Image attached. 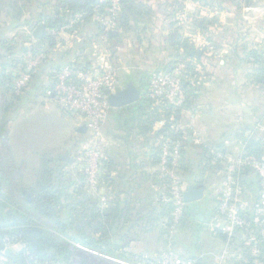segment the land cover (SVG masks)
<instances>
[{
    "label": "rangeland",
    "instance_id": "obj_1",
    "mask_svg": "<svg viewBox=\"0 0 264 264\" xmlns=\"http://www.w3.org/2000/svg\"><path fill=\"white\" fill-rule=\"evenodd\" d=\"M66 2L0 0V264H25L27 246L17 239L3 241L1 235L21 219V214L13 217V211L23 213L27 206L33 208L35 222L28 228L54 245L68 246L70 264H138L135 255L139 264H159L160 255L170 252L197 259L194 264H218L219 258V264H234V250L225 248L226 236L222 240L204 233L199 245L194 244L200 223L190 218L192 205L190 210L172 211L176 194L194 184L205 190L199 206L211 219L224 170L218 163L206 168L203 156H213L220 148L240 156L248 141L264 151V81L258 77L264 63V0H98L83 14ZM39 25L45 26L44 35L36 39L33 33ZM71 63L88 73L112 66L113 88L124 74H132L143 99L153 101V111L132 122L138 113L110 110L96 139L80 99L51 82ZM156 73L169 76L170 82L179 76L181 86L189 83L194 89L190 96L183 91L179 122H189L191 130L183 134L187 141L206 148L203 155L197 145L189 147L191 161L172 170L157 166L155 148L147 146L149 137L143 134L158 115L155 107L168 101L158 87L150 86L149 78ZM77 100L80 104L74 105ZM109 139L112 147L107 146ZM99 142L104 143L99 152L104 169L92 180L88 165ZM110 148L115 151L108 152ZM64 155L73 162L57 159ZM109 156L122 173L135 172V160L144 166L136 170L140 176L127 196L120 194L127 190L121 171L110 173ZM248 176L244 197L251 199L259 175L250 169ZM56 184V200L48 205L50 220L35 200L43 186ZM201 210L197 214L206 222ZM63 221L85 243L68 240L57 225ZM43 253L51 259L55 250L45 246Z\"/></svg>",
    "mask_w": 264,
    "mask_h": 264
},
{
    "label": "built area",
    "instance_id": "obj_2",
    "mask_svg": "<svg viewBox=\"0 0 264 264\" xmlns=\"http://www.w3.org/2000/svg\"><path fill=\"white\" fill-rule=\"evenodd\" d=\"M112 72V66L106 68L105 71L95 70L94 73L93 71L88 73L86 70H77L73 66H66V68L55 74L53 80L54 83L58 84L59 91L62 93L69 91L71 94L73 92L80 99L81 105H84L92 121L96 139L101 135L103 121L111 110L108 102L109 94L123 88L121 83L113 88L111 84L114 79ZM78 74H82V76L78 78ZM86 76L92 77L88 78ZM85 78H88V84L83 81ZM170 81L169 76L162 77L156 73L150 76L149 82L151 85H149L155 89L158 87L160 95L165 93L168 101L164 102L163 105L173 108V111H178L184 106V89L179 82V76H175L174 82ZM98 93L101 97L100 95L97 96ZM74 102V105L79 103L78 100ZM164 122L171 128V132L166 131L159 138V144L162 142L160 149L161 166L172 170L174 166L182 163V149L185 144L184 140L175 139L173 135L186 136L191 128L188 123L182 125V123L176 122L174 117H171L170 123ZM103 146L104 143L101 142L100 146L97 144V147L91 150L93 157L88 166L92 171V180L103 174L104 165L99 153L102 152ZM214 156L218 162L217 165L222 166L224 173L222 185L217 192L216 205L213 209L214 214H212L209 225L216 233L223 237L226 236L225 248L234 250L230 253V260H233L234 264H261L259 258L261 255L260 247L264 244V157L258 158L246 152H243L240 156H234L227 155L222 151H216ZM250 169L255 170L259 175L257 178L258 189L251 199H247L244 197V191L247 189L245 188V182L249 181L248 171ZM183 193L184 191H180V194H176L178 197L172 214H176L177 209L186 208ZM226 254L225 251L222 258H225ZM219 262L220 258L218 264ZM158 263L194 264L192 260H187L172 252L164 253Z\"/></svg>",
    "mask_w": 264,
    "mask_h": 264
},
{
    "label": "trees",
    "instance_id": "obj_3",
    "mask_svg": "<svg viewBox=\"0 0 264 264\" xmlns=\"http://www.w3.org/2000/svg\"><path fill=\"white\" fill-rule=\"evenodd\" d=\"M97 1L98 0H92V1H87V0H67L66 4L68 5H71L74 4V6H76V8L74 9L73 8V11H75L76 13H89L93 10V7L97 4ZM68 5V6H69ZM66 6V5H65ZM98 7V6H97ZM72 9V8H71ZM261 65H263L261 68V70L258 72V74L260 76L259 79L262 81H264V63L261 61L260 62ZM74 63H71V64H68V66H73ZM66 66V65H65ZM188 68L190 71L194 72L195 68L193 65H188ZM191 76V74H190ZM186 78V77H185ZM183 78L182 79V83H185L186 79ZM54 80V76L52 77V81ZM123 83V81L121 82V84ZM122 86H124L122 84ZM184 90H185V93L186 95H191L192 91L194 90L193 88L190 87V84L188 83V85H186V87H183ZM141 100H143L141 103H139ZM140 101H138L137 103H134L132 105H129V106H125V107H122V108H116V109H113L111 107V111L112 110H119L121 109L122 110H129V112H133V113H138L136 114L134 117V119L132 120V122H134V120L137 118H139L141 116V113L145 112V111H150L152 112V105H153V101L150 99V98H146V99H143V96L141 98ZM158 115L155 114L154 116V120H151V126L156 122V121H162V120H165L166 122H170L171 120V117H174L175 121L176 122H179L181 118H183V114H180V110L178 111H173L171 108H169L168 106L166 105H163V107L161 106H158V107H155V111L158 110ZM172 110V111H171ZM166 114V116L163 115ZM146 117V116H145ZM150 121V120H149ZM142 122V121H141ZM147 121L145 120V122H143V124H141L140 126L142 125H145ZM189 123V122H188ZM151 126H148V130H150ZM166 131H170L171 132V128L169 126H165L164 127V130L161 132V134H164ZM1 134V133H0ZM173 137L175 139H181V140H184V145H183V149H182V165L184 166L185 164H188L189 160L187 161L186 159V154H185V145L187 143V140L184 138V136L182 137L181 135H173ZM248 141V140H247ZM161 145H162V142L159 144V153H158V158H160L161 156ZM198 148H201L203 149L202 151H204L203 155L205 154V150L206 148L204 149V144H196ZM219 151H222L223 153H226V151H224L223 149L220 148ZM245 152L249 155H253V156H256L258 158H261L264 156V151H263V148H259L257 145H256V142H252L249 141L247 142V144L245 145ZM204 157V160L207 162V165L205 166L206 168H210V165H214V163H218L216 161V158L215 156H210V157ZM57 173V178L58 180H61V177H60V172L59 170L56 171ZM53 183H56V182H53ZM258 183V182H256ZM250 184V181H248L247 185H246V182H245V185L248 187ZM2 185V181H1V178H0V187ZM54 186H56V188H58V185H51V186H43L41 188V191H39V193L37 194V197H36V202L42 206V208H44V210L40 211L41 214H43L45 216V218L47 219H50L51 220V215H52V211L50 212V210L48 209V205H50V201L51 200H56V197L55 195L58 193L56 188H54ZM187 188V187H186ZM185 188V190H186ZM0 193H1V188H0ZM257 193V191H256ZM35 203V202H33ZM36 204V203H35ZM193 205L192 204H186V207L188 210H190V206ZM31 207V206H30ZM30 207H25L26 210H24V212L26 213H22V211L20 210H14L13 211V217H18L19 214H21V219L19 221H14L13 222V226L12 227H7L6 228H2L4 230V232L2 233L1 235V239L3 241H6V240H20L22 241L26 246H27V250H26V253H25V264H45V263H58V264H70V261L72 259V250L68 247V246H65L64 244L62 245L61 243V246L59 245H54V242L45 237L44 235L36 232L35 230H33L32 228H28V226H30V223H35V222H32L34 219L32 217V212L31 211H34L33 208H30ZM46 208V209H45ZM30 210V211H29ZM27 212L29 214H27ZM168 216L170 217V212L166 211ZM189 213V211H188ZM191 213V211H190ZM213 214H214V210H213ZM19 224V225H18ZM59 226V229L60 231L63 233V235L66 236V238L70 241H76V242H80V243H85L84 240H81L75 236H73L70 232L71 230V226L68 222L66 221H63V222H58L57 224ZM32 229V230H31ZM222 236V235H221ZM222 238H224L222 236ZM78 240V241H77ZM99 244L96 243L95 244V247H97ZM45 246H49L51 248H54L55 250V253L53 254V258L49 259L47 255H45L43 253V250H44V247ZM261 249V255H260V263L261 264H264V244L261 245L260 247ZM14 264V262H13Z\"/></svg>",
    "mask_w": 264,
    "mask_h": 264
},
{
    "label": "crops",
    "instance_id": "obj_4",
    "mask_svg": "<svg viewBox=\"0 0 264 264\" xmlns=\"http://www.w3.org/2000/svg\"><path fill=\"white\" fill-rule=\"evenodd\" d=\"M124 75L125 76L123 77V80H122L123 81V83H122L123 85L127 84L131 80L130 78H132V80L134 81L135 85H137V80L134 78V76H132V74L131 75L130 74H124ZM53 76H55V75H53ZM51 82H52V79H51ZM113 109H116V108H113ZM162 130H164V123L160 120L159 122L154 123L151 126L150 130H146L145 133H143V134H146L150 138V139L149 138L147 139V142H148L147 146H150L151 149H154L155 148V150H153L154 152L152 153V156H155L154 158H155V160L157 162V166H161V156H160V158H158V156H159L158 155V153H159V149H158V147H159V138H158V135L162 132ZM152 135H153V137H152ZM152 138H153V142H155L153 144L154 146L152 145V141H151ZM135 144H137V143H135ZM113 145L110 144V139H109L108 140V143H107V146L108 147H112ZM194 145H196V144L191 139H189V141H187V143L185 145L186 146L185 147V154H186L187 161L188 160L191 161L190 160V156L188 154L189 153V147L193 148ZM129 146H132V145H129ZM107 151L113 153L115 150H114V148H110ZM143 151H144V149H142V152ZM107 164L110 166V168H109L110 169V173H113L115 171H121V174L119 175V177L124 182V185L126 186L127 190L124 189L120 194H123V196H127L128 194H130L131 192L129 193V191H131V183L136 180V176H140V171H138L139 175H137V171L136 170L139 169V168H143L144 166L142 164H140L139 162H136V160H135V162H132V164H131V167H132V169L135 172H133L131 170V172H129V173H122L123 170L118 169V163L115 162L114 158H110V156H109L108 159H107ZM113 175L107 177V179H110V177H113ZM192 185H194V184H190L188 186H192ZM192 207L193 208L191 209L190 218L193 219L195 222L200 223L194 229V236H195L194 244L199 245V239L202 237L201 235L204 234V233H210L213 236H215V237L218 236V237H220L222 239V236L219 233H216L215 231L212 230L211 226L209 225L211 219L209 218V215H207L205 211H202L201 210V208L199 206V202L193 203ZM198 210H201L203 212L202 213V218H205L206 219V222H203L199 218V216L197 214V211ZM124 212H125V210L123 209V211H121L122 215L124 214ZM210 212H211V216H212V214H213V208L212 209L210 208ZM124 233L125 234H123V235H126V232H124ZM127 236H129L128 233H127ZM99 246L100 245H98L96 248H98ZM196 248H197V250H200L201 251V248L200 247L197 246ZM127 249H128V247H127ZM126 251H133V250L128 249ZM152 251H154V250H152ZM135 254L136 253H134V255ZM135 256H134V260H135V262H137L139 264L140 263V259L137 258V257H135ZM160 256H162V254ZM190 259L193 262H196V260H197V259H194L193 260L192 258H190Z\"/></svg>",
    "mask_w": 264,
    "mask_h": 264
},
{
    "label": "water",
    "instance_id": "obj_5",
    "mask_svg": "<svg viewBox=\"0 0 264 264\" xmlns=\"http://www.w3.org/2000/svg\"><path fill=\"white\" fill-rule=\"evenodd\" d=\"M45 26L39 25L34 33L33 36L36 39H41L44 35ZM131 80L123 86V88L116 90L115 92L109 94L108 102L110 107L112 108H122L125 106L132 105L137 103L142 98L141 89L135 85L132 78ZM59 161L65 163H72L73 160L68 155L59 156L57 158ZM205 190L202 187H198L195 185L188 186L183 193V200L185 204H192L196 202H200L204 199Z\"/></svg>",
    "mask_w": 264,
    "mask_h": 264
}]
</instances>
